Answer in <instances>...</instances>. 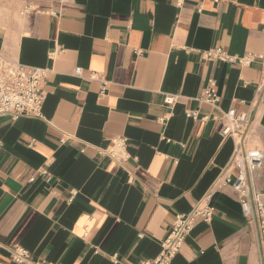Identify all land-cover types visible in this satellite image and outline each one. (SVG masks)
I'll return each mask as SVG.
<instances>
[{"label":"crops","instance_id":"crops-1","mask_svg":"<svg viewBox=\"0 0 264 264\" xmlns=\"http://www.w3.org/2000/svg\"><path fill=\"white\" fill-rule=\"evenodd\" d=\"M211 48L264 55V0H0V54L48 69L42 116L0 118V264L16 247L44 264L158 256L173 216L229 167L230 110L263 152L251 182L264 200V61ZM210 78L217 104L200 100ZM118 136L122 163L97 152ZM211 203L172 264H263L253 210L229 185Z\"/></svg>","mask_w":264,"mask_h":264},{"label":"built area","instance_id":"built-area-1","mask_svg":"<svg viewBox=\"0 0 264 264\" xmlns=\"http://www.w3.org/2000/svg\"><path fill=\"white\" fill-rule=\"evenodd\" d=\"M203 56L207 59L237 61L241 64H248L254 59L264 61L263 54L250 52L240 58H235L221 48L206 50ZM79 71L78 68L77 72ZM47 72V68L25 65L0 54V118L5 116L12 119H17L20 116L41 117L42 105L46 98L42 84ZM101 82L102 89H104L106 82ZM173 100V96L165 98V102L168 104L172 103ZM200 100L210 104L218 103L219 96L213 78L207 80ZM197 115L198 112L195 110L186 111L188 117L195 118ZM218 119L222 122L221 132L223 136L231 137L234 142V152L229 167L190 211L173 216L170 231L161 242L158 256L137 264H172L173 258L179 252L195 224L198 221L209 223L212 220L214 212V206L211 203L212 197L217 190L226 185L231 186L238 193L239 202L244 212L253 210L264 254V200H261L258 194L254 192L251 182L253 172L263 164V152L259 148L250 147L248 144L249 122L246 114H235L230 110L222 112ZM126 147V138L112 137L110 145L97 148V152L122 163L130 157ZM233 171L236 172L235 175H233ZM12 255L15 264H44L41 260L32 259L30 252L22 247L14 248Z\"/></svg>","mask_w":264,"mask_h":264},{"label":"rangeland","instance_id":"rangeland-1","mask_svg":"<svg viewBox=\"0 0 264 264\" xmlns=\"http://www.w3.org/2000/svg\"><path fill=\"white\" fill-rule=\"evenodd\" d=\"M249 146L251 147V145L249 144Z\"/></svg>","mask_w":264,"mask_h":264}]
</instances>
